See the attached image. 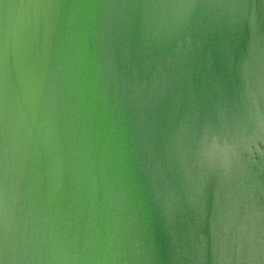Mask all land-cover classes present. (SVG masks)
I'll return each instance as SVG.
<instances>
[{"label":"water","instance_id":"1","mask_svg":"<svg viewBox=\"0 0 264 264\" xmlns=\"http://www.w3.org/2000/svg\"><path fill=\"white\" fill-rule=\"evenodd\" d=\"M0 264H264V0H0Z\"/></svg>","mask_w":264,"mask_h":264}]
</instances>
